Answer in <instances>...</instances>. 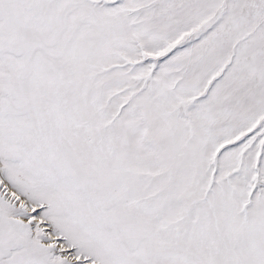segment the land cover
Instances as JSON below:
<instances>
[{
  "label": "snow or ice",
  "instance_id": "snow-or-ice-1",
  "mask_svg": "<svg viewBox=\"0 0 264 264\" xmlns=\"http://www.w3.org/2000/svg\"><path fill=\"white\" fill-rule=\"evenodd\" d=\"M0 264H264V0H0Z\"/></svg>",
  "mask_w": 264,
  "mask_h": 264
}]
</instances>
